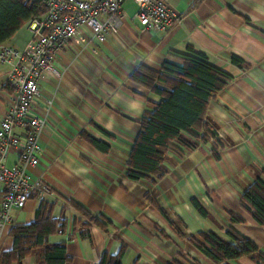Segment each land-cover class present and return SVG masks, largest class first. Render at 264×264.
Here are the masks:
<instances>
[{"label": "crops", "instance_id": "obj_1", "mask_svg": "<svg viewBox=\"0 0 264 264\" xmlns=\"http://www.w3.org/2000/svg\"><path fill=\"white\" fill-rule=\"evenodd\" d=\"M169 3L183 16L181 24L153 30L140 23L135 0H126L118 31L101 42L86 26L57 53L61 76L41 83L34 111L46 124L39 138L40 162L29 173L51 192H33L24 207L13 210V224L34 220L41 201L54 203L53 216L65 218L66 227L49 241L66 244L68 264H100L106 253H121L122 264H225L209 257L198 241L210 231L229 239L231 228L264 252V226L242 202L243 192L264 170V0ZM33 35L25 24L4 44L22 48ZM190 48L232 75L206 117L209 127L224 136L218 143L210 133L186 134L195 146L183 155L168 151L164 175L133 179L128 162L140 121L161 97L131 74L141 64L161 71L166 61L181 63L178 54ZM234 56L242 62L235 63ZM9 67L0 61V123L14 95L6 81ZM84 134L108 142L110 150ZM17 161L13 152L6 162L13 166ZM2 194L0 187V204ZM87 211L101 222H91ZM13 224L0 241V253L13 246ZM226 263L264 261L252 255ZM23 264L44 263L32 255Z\"/></svg>", "mask_w": 264, "mask_h": 264}, {"label": "trees", "instance_id": "obj_2", "mask_svg": "<svg viewBox=\"0 0 264 264\" xmlns=\"http://www.w3.org/2000/svg\"><path fill=\"white\" fill-rule=\"evenodd\" d=\"M44 5L35 0H0V45L10 41L15 34L31 20L42 16ZM181 63L166 61L164 68L157 71L144 64L131 74V79L161 97L154 102V108L146 111L140 126L141 131L132 147L128 174L133 179H151L164 175L163 163L168 151L184 153L185 148L195 146L186 134L201 137L210 133L213 141L215 130L211 129L206 117L210 102L224 90L232 75L211 64L205 53L190 48L178 54ZM235 63L242 59L234 56ZM95 146L109 151L111 145L101 139L84 134ZM205 138V137H204ZM244 207L261 226H264V170L242 195ZM194 206L203 216L209 212L198 199ZM54 203L41 201L34 220L14 223L10 235L13 246L0 253V264H14L34 256L38 263L68 264L71 257L65 243H51L49 238L58 231H64L66 219L53 216ZM91 222L99 223L101 218L87 211ZM235 221H243L233 216ZM229 239L215 232H202L198 246L218 262L257 255L264 261V252L251 239L233 228L227 232ZM122 255L105 254L100 264H122Z\"/></svg>", "mask_w": 264, "mask_h": 264}, {"label": "built area", "instance_id": "obj_3", "mask_svg": "<svg viewBox=\"0 0 264 264\" xmlns=\"http://www.w3.org/2000/svg\"><path fill=\"white\" fill-rule=\"evenodd\" d=\"M46 8L45 13L30 22L31 40L22 48L1 44L0 61L10 67L6 81L13 88L8 111L0 123V241L13 224L12 212L26 205L35 191L50 193L48 185L35 181L31 168L40 162L39 138L46 118L34 111L41 96V83L50 76L60 77L55 66L57 53L68 41L79 36L87 26L101 42L110 32H116L123 20L126 0H35ZM140 23L153 30H167L181 24L183 16L175 11L169 0H135ZM43 30V31H42ZM49 100L48 104L51 105ZM222 131L215 130L214 139ZM18 153L13 166L7 164L9 155Z\"/></svg>", "mask_w": 264, "mask_h": 264}, {"label": "water", "instance_id": "obj_4", "mask_svg": "<svg viewBox=\"0 0 264 264\" xmlns=\"http://www.w3.org/2000/svg\"><path fill=\"white\" fill-rule=\"evenodd\" d=\"M43 31V30H42Z\"/></svg>", "mask_w": 264, "mask_h": 264}]
</instances>
